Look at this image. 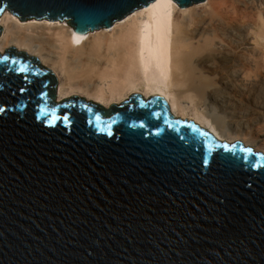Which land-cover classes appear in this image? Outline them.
<instances>
[{
  "label": "water",
  "instance_id": "obj_1",
  "mask_svg": "<svg viewBox=\"0 0 264 264\" xmlns=\"http://www.w3.org/2000/svg\"><path fill=\"white\" fill-rule=\"evenodd\" d=\"M150 2L0 0V19L8 9L85 35ZM57 85L36 57L0 53V264H264L255 146L220 141L161 95L57 103Z\"/></svg>",
  "mask_w": 264,
  "mask_h": 264
},
{
  "label": "bare ground",
  "instance_id": "obj_2",
  "mask_svg": "<svg viewBox=\"0 0 264 264\" xmlns=\"http://www.w3.org/2000/svg\"><path fill=\"white\" fill-rule=\"evenodd\" d=\"M176 2H150L116 27L85 35L69 21L21 24L5 9L0 53L14 47L52 64L57 103L82 95L109 107L134 93L161 95L175 116L208 124L219 140L264 150V71L253 65L249 43L264 0H202L188 9Z\"/></svg>",
  "mask_w": 264,
  "mask_h": 264
},
{
  "label": "rangeland",
  "instance_id": "obj_3",
  "mask_svg": "<svg viewBox=\"0 0 264 264\" xmlns=\"http://www.w3.org/2000/svg\"><path fill=\"white\" fill-rule=\"evenodd\" d=\"M173 1H175V0H173ZM204 2V1H203ZM177 3V2H176ZM177 5L179 6V7H182V6H180L178 3H177ZM193 6V5H192ZM191 7V6H190ZM189 7V8H190ZM261 9L264 11V5L262 6V7H260L258 10H256L257 12H259V13H257L256 12V16H254L253 18V20H252V27L249 29V31H250V37H249V43H250V47H252L254 50H255V52H254V54H253V56L251 57V60L253 61V65H255V64H257V66H260L261 67V70H263L264 71V12H261ZM9 11V10H8ZM9 12H11V11H9ZM12 13V12H11ZM262 13V14H261ZM13 14V16H17L15 13H12ZM260 14V15H259ZM17 18L20 20V23L22 24H24V23H26L27 24V22H29V21H25V20H23V19H21V18H19L18 16H17ZM48 21H52V22H54V20H48ZM244 21V20H243ZM246 21V20H245ZM11 22V21H10ZM2 26V25H1ZM2 27H5V25L3 24V26ZM2 33H3V30H2ZM3 35V34H2ZM1 35V36H2ZM0 36V37H1ZM10 48V47H9ZM6 52V50L3 52V53H1V54H4ZM50 65H52V64H48V65H46V67H49L51 70H52V67H53V65L52 66H50ZM248 73V74H247ZM264 73V72H263ZM252 76V77H251ZM250 76V74H249V72H247V71H241V77L242 78H244V79H249V80H251V79H253V75H251ZM132 95V94H131ZM130 95V96H131ZM130 96L127 98V99H125L124 101H126V100H128L129 98H130ZM124 101H122V102H124ZM122 102H115V103H112V104H121ZM112 104H110V105H112ZM214 109H216V108H214ZM215 112H219V113H222V112H220V110H219V108H217V110H214ZM177 117H180V118H182V119H192L191 117H189V116H177ZM192 120H194V119H192ZM195 121V120H194ZM196 122V121H195ZM196 123H198V122H196ZM199 124V123H198ZM200 126L201 127H203V128H209V125L208 124H203V125H201L200 124ZM210 129V128H209ZM208 129V130H209ZM210 131V130H209ZM239 140V139H238ZM220 141H227V142H234V141H236V140H232V141H230V139H228V138H223V140H220ZM246 141V140H245ZM244 144L245 145H253V146H255V147H257L256 145H254L252 142H248V141H246V143L244 142ZM263 150V149H262ZM261 149H259V148H256V151L257 152H259V153H262V154H264V150L262 151Z\"/></svg>",
  "mask_w": 264,
  "mask_h": 264
},
{
  "label": "snow or ice",
  "instance_id": "obj_4",
  "mask_svg": "<svg viewBox=\"0 0 264 264\" xmlns=\"http://www.w3.org/2000/svg\"><path fill=\"white\" fill-rule=\"evenodd\" d=\"M75 42H76V43H79V42H80V38H75ZM3 59H4L5 61H7V60H8V57H7V56H4ZM13 63H15V61H13ZM18 71H19L20 73H24L25 71H27V67H26V66L21 67V68L18 69ZM25 80H27V77H25ZM20 91L23 92V91H25V89H24V88H21ZM0 111H3V109L0 108ZM98 118H99V117H97V119H98ZM63 119L67 120L68 117L65 116V117H63ZM225 148H226V150H227V146H225ZM245 151H247V152L250 153V152H252V149H251V148H248V149H246Z\"/></svg>",
  "mask_w": 264,
  "mask_h": 264
}]
</instances>
